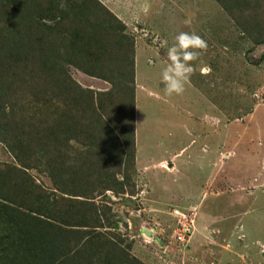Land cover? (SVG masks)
I'll list each match as a JSON object with an SVG mask.
<instances>
[{
    "label": "rangeland",
    "instance_id": "obj_1",
    "mask_svg": "<svg viewBox=\"0 0 264 264\" xmlns=\"http://www.w3.org/2000/svg\"><path fill=\"white\" fill-rule=\"evenodd\" d=\"M2 1L0 13L26 15L0 21V79L14 89L26 120L40 123L46 115L51 121L73 108L52 94L64 69L85 90L103 93L104 126L79 133L71 149L56 145L59 172L34 158L24 169L26 178L0 141L3 189L10 182L20 184L54 201L58 219L84 221L72 226L79 233L68 232L61 241L68 236L69 247L92 255L91 264L102 263L101 247L109 248L112 241L127 253L128 264H136L135 259L144 264H264V0H101L114 13L100 0ZM12 23L32 37L13 52ZM182 31H195L208 46L191 62L195 71L184 93L167 96L161 81L168 62L164 45L175 43ZM75 32L82 38L76 43L92 47L97 37L107 43L123 36L132 43L119 57L121 73L104 72L117 75L112 83L70 63ZM32 45L37 56L51 49L48 70L39 60L24 59ZM134 84L143 97L138 116ZM34 97L41 99L37 105ZM127 105H134L131 125ZM9 168L14 172L8 179ZM107 175L110 188L103 181ZM86 190V199L75 195ZM183 226L189 232L180 241Z\"/></svg>",
    "mask_w": 264,
    "mask_h": 264
},
{
    "label": "trees",
    "instance_id": "obj_2",
    "mask_svg": "<svg viewBox=\"0 0 264 264\" xmlns=\"http://www.w3.org/2000/svg\"><path fill=\"white\" fill-rule=\"evenodd\" d=\"M2 3L8 5L10 4V0L2 1ZM97 4L99 5L100 2L97 1ZM49 5H53V2L50 1ZM103 7L108 10L105 6ZM108 12L110 11L108 10ZM33 13L35 12L33 11ZM0 14L3 17H0V21L4 19L18 20L26 16L24 13L15 15L10 11L7 12V15H10L9 17L3 13ZM33 16H36V14ZM122 26L120 24V27ZM11 27L10 37L13 33L17 36V39L10 42V49L13 52L17 51L19 46L26 43L24 39L28 36L31 37V33L29 30L16 25V23H12ZM72 36L74 44L69 43L71 46V52L69 54L75 59H69L70 63L87 75L95 76L112 83V79L117 75H112V77L104 72L108 70L112 73H121L119 57L121 52L125 50V44L130 47L132 43L124 42L122 39L123 36L118 39L113 37V40L107 43H101V40L97 37L94 39L96 45L92 47V45L86 42L81 44L75 42L78 38L82 39L78 32L73 33ZM0 48H2V45H0ZM35 48L32 45L27 49L29 50L28 52L24 51V59L32 62L39 60L43 71L48 70L46 64L50 61L51 49L48 51L45 48L43 50L41 49V54L37 56L34 54ZM78 54L80 57H77ZM104 54L107 55L106 58ZM18 57L19 55L16 58ZM111 60L113 62L116 61L118 65L113 62L114 66H111L112 63L108 64L107 62ZM122 62L127 63L126 54H122ZM130 65L133 68L132 60L130 61ZM51 68L54 72L59 69V65L57 64L56 68L51 66ZM62 73L61 83L52 86V94L54 96L61 95L60 97L63 98V101L71 105V107L73 106L72 109L75 112H72V109H69V111L68 109H64V112L61 111L56 114L54 120L48 121L45 115L40 123L33 119L26 120L23 106L16 105L19 97L16 96V99L14 98L12 92L14 89L8 83V80L4 79V81L0 79V141L14 155L16 161L20 163L21 168H16H18V172L23 174L25 178L26 173L24 169L30 167L29 162L34 158L38 160L39 164L44 163L50 170L52 168L56 169V172H59L60 161H57L58 159L56 160V153L59 152V148L56 145L63 144L65 149H71L72 144L70 141L78 138L79 133H85L88 128L92 127L101 130L104 127L100 116L101 102L99 98L103 93L95 92L89 88L85 90L79 84L77 85L69 75H66L64 69ZM62 83L63 88H61ZM70 85L72 86L71 88ZM70 89L72 90L70 91ZM62 90L64 93L60 94L59 92ZM111 95L112 90L110 89L108 96L111 97ZM13 99L14 103L11 102ZM37 100L41 99L34 97V105H37ZM48 100L51 99L48 98ZM23 102L26 104L25 101ZM127 107L130 110L129 125H131L134 119V105H127ZM124 108L125 110L127 109L125 106ZM72 113L76 116L73 117ZM63 114L65 116L62 118L61 116ZM125 114L127 115L128 113ZM81 117L86 118L87 122L79 121ZM103 122L105 121L103 120ZM60 133L65 134L63 138L60 137ZM7 171L11 172L7 176L13 175V169L9 168ZM77 178H79L77 175L73 177L74 180ZM103 178L105 185L110 188L111 183L108 180L110 176L107 175ZM4 184L5 173L0 172V264H91L90 256L92 255L78 246H75L74 249L69 247L68 242L70 238L68 236L66 239L63 236L62 238L64 240L61 241V236L68 232L79 233L80 231L72 228V226L83 225L84 221L81 219L74 221L70 217L58 219L54 214V210L56 209L55 202L50 201L47 196L34 194L32 190H26L17 183L18 186L14 185L13 182H10L11 187L3 189ZM116 184L118 187L121 186L119 181ZM16 186L17 188L14 189ZM84 194H87V190L75 193V195L82 196L86 199L87 196ZM34 196L35 198L33 199ZM116 243L118 242H110V247L106 249L101 247V250H104V255L99 259V262H102L101 264H116V262L117 264H121L124 261L126 263L129 262L126 252L115 249ZM116 248L119 249L120 247L116 246ZM70 251H73L70 255L62 256ZM120 254H124V258H119ZM84 256L89 257L86 262L83 261ZM135 262L136 264H144L139 259H135Z\"/></svg>",
    "mask_w": 264,
    "mask_h": 264
},
{
    "label": "clouds",
    "instance_id": "obj_3",
    "mask_svg": "<svg viewBox=\"0 0 264 264\" xmlns=\"http://www.w3.org/2000/svg\"><path fill=\"white\" fill-rule=\"evenodd\" d=\"M168 62L161 70V81L167 96L181 95L190 83L195 71V65L191 62L197 61L202 50L207 48V41L195 31L180 32L175 36V43L167 46ZM202 71L207 72L204 68Z\"/></svg>",
    "mask_w": 264,
    "mask_h": 264
},
{
    "label": "crops",
    "instance_id": "obj_4",
    "mask_svg": "<svg viewBox=\"0 0 264 264\" xmlns=\"http://www.w3.org/2000/svg\"><path fill=\"white\" fill-rule=\"evenodd\" d=\"M101 1V0H100ZM102 2V1H101ZM104 4V6L109 10L111 11L112 13L113 10L112 8H110V6L106 5L104 2H102ZM136 83V82H135ZM135 85V84H134ZM134 105H135V115L138 116L139 115V105H141L140 101H141V98H143L139 93H137V87L135 85L134 87Z\"/></svg>",
    "mask_w": 264,
    "mask_h": 264
},
{
    "label": "built area",
    "instance_id": "obj_5",
    "mask_svg": "<svg viewBox=\"0 0 264 264\" xmlns=\"http://www.w3.org/2000/svg\"><path fill=\"white\" fill-rule=\"evenodd\" d=\"M179 232L180 233L178 234V239H180V241H184L187 236V232H189V229L187 226H183Z\"/></svg>",
    "mask_w": 264,
    "mask_h": 264
}]
</instances>
